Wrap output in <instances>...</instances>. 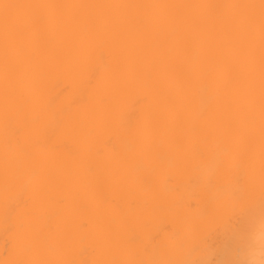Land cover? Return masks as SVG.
I'll list each match as a JSON object with an SVG mask.
<instances>
[{
    "label": "bare ground",
    "instance_id": "6f19581e",
    "mask_svg": "<svg viewBox=\"0 0 264 264\" xmlns=\"http://www.w3.org/2000/svg\"><path fill=\"white\" fill-rule=\"evenodd\" d=\"M0 264H264V0H0Z\"/></svg>",
    "mask_w": 264,
    "mask_h": 264
}]
</instances>
